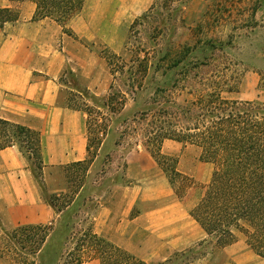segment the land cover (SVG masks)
I'll return each mask as SVG.
<instances>
[{
  "label": "trees",
  "instance_id": "1",
  "mask_svg": "<svg viewBox=\"0 0 264 264\" xmlns=\"http://www.w3.org/2000/svg\"><path fill=\"white\" fill-rule=\"evenodd\" d=\"M34 1L37 16L51 17L61 25L83 4V0ZM263 6L264 0H255L253 16ZM5 11L8 12L0 10V13ZM147 16L148 11L140 18L145 20ZM137 21L138 18L131 28ZM207 44L213 51L216 45ZM189 49L167 59L163 69L161 64L148 62V52L142 48L134 51L127 48L132 55L129 60L115 53L105 55L112 75L106 95L98 97L87 89H77L82 102L76 105L67 100L70 107L87 115V158L68 167L85 169L83 165L92 163L100 148L99 135L103 133H116L123 139L137 136V144L166 174L177 197L183 198L186 189L195 187L196 182L178 170L177 157L163 154L161 148L164 140L192 145L200 150L203 161L213 165V170L208 183L201 187L202 193L190 211L191 216L216 248L232 244L239 233L249 249L264 259V103L224 96V92L233 90L224 83L225 72L214 70L209 78H203L201 74L211 68L209 62L206 57L187 59L192 52ZM142 51L144 56L140 54ZM150 71L160 72L168 80L153 83L140 108L124 114L125 103L131 101L136 106L139 96L147 90ZM215 72L220 73L218 79L212 78ZM68 74L74 75L71 71ZM197 77L200 78L197 82L188 83L189 78ZM117 80L123 86L115 88ZM176 89H188L191 97L179 102L172 96ZM85 98L92 101V106ZM116 113L118 118L114 117ZM116 120L123 123L121 130L113 128ZM12 144L28 158L46 202L59 217L55 225H22L13 229L4 228L0 222L1 254L10 257V264H80L92 259H98L101 264H146L95 234L90 227L77 229V221L68 218L73 200H64V196L44 190L39 133L0 119V149ZM75 239L69 247L68 242Z\"/></svg>",
  "mask_w": 264,
  "mask_h": 264
},
{
  "label": "crops",
  "instance_id": "2",
  "mask_svg": "<svg viewBox=\"0 0 264 264\" xmlns=\"http://www.w3.org/2000/svg\"><path fill=\"white\" fill-rule=\"evenodd\" d=\"M0 10L9 12L0 13V119L39 133L43 185L49 193L61 195L67 189L65 168L87 158L86 113L68 105L71 88L65 72L75 74L81 89L104 96L108 65L97 45L101 42L117 51L137 16L122 12L112 18L104 13L96 16L88 1L65 25L37 16L34 0H0ZM141 152L126 154L128 173L123 183L95 198L90 228L146 264L185 258L195 246L208 243L190 214L196 201L178 198L155 160ZM58 217L18 146L0 149L3 227L55 225ZM237 247L231 244L220 251L223 264H264L245 243ZM206 257L185 258L181 264H206Z\"/></svg>",
  "mask_w": 264,
  "mask_h": 264
},
{
  "label": "rangeland",
  "instance_id": "3",
  "mask_svg": "<svg viewBox=\"0 0 264 264\" xmlns=\"http://www.w3.org/2000/svg\"><path fill=\"white\" fill-rule=\"evenodd\" d=\"M85 1L89 2L90 11L96 16L104 13L112 18L122 12L129 17L136 15L138 18L132 28L131 24L134 20L127 27L122 47L117 51L101 42L98 43V52L101 56L115 53L129 60L132 55L127 48L132 51L142 48L148 52V62L161 64L163 69L168 62L167 59L173 58L183 49L190 48L192 52L187 59L205 60L207 58L209 62L211 71H204L207 73L201 74L203 78H209L214 70L225 72L224 83L233 90L229 93L224 92V96L230 99L264 103V6L253 16L255 0H127L126 2L83 0L82 7ZM99 5L100 8H98ZM121 5L125 9H121ZM152 5L154 7L150 9ZM81 9L76 14H79ZM147 11V18L141 19L140 16ZM208 42L216 45L213 51L208 49ZM140 54L145 55L143 51ZM107 76L110 85L112 75L109 67ZM218 76L220 73L218 75L215 72L212 78L218 79ZM164 78L160 72L150 71L146 78L147 90L139 96L136 106L131 101L125 103L124 114L132 113L140 108L149 92L152 91L153 83L168 80ZM199 79L198 77L189 78L188 83L194 84ZM64 80L71 88L67 90V100L70 99L72 104H80L82 100L78 97V92L74 90H81L77 77L75 74L69 75L66 71ZM114 86L118 88L123 84L117 80L114 81ZM172 96L179 102L191 97L188 89L179 91L176 89ZM85 100L92 106L91 100L87 98ZM118 116L117 113L114 115L115 118ZM121 124H123L121 120H116L112 126L121 130L123 128ZM99 136L100 148L94 154L92 163L83 165L85 169L68 166L65 168L67 189L61 196H64V200H73V204L68 209V218L77 221V229L90 227V213L96 205L95 198L103 194L106 196V192L111 191L115 184L123 183L122 178L125 180L128 173L125 164L126 154L135 156L140 149L141 154H148L140 144H137L139 143L137 136H127L124 139L118 138L116 133H103ZM161 149L163 154L177 157L178 170L195 180L196 186L187 188L183 198L189 202L197 201L202 193L201 187L210 180L213 165L203 161L200 158V150L192 145L183 146L173 140H164ZM193 171L195 175L192 174ZM44 190L49 194L45 186ZM60 203L61 201L56 202L57 205ZM75 241L76 239L69 241L68 246L72 247ZM243 242L245 243L244 237L237 233L236 241L232 244L242 248ZM2 248L0 238V264H10V257L1 254ZM223 248H216L212 242L201 243L195 246L185 258L188 261L191 259L196 261L202 255H206L204 260V262L207 261L206 264H223V259L219 256ZM185 258H176L162 264H181Z\"/></svg>",
  "mask_w": 264,
  "mask_h": 264
}]
</instances>
